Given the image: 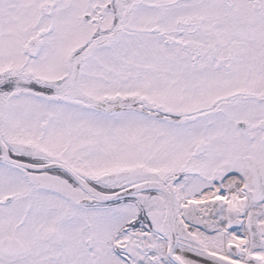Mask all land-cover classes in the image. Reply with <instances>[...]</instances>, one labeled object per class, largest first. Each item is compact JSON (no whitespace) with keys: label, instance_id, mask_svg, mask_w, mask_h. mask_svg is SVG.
<instances>
[{"label":"snow or ice","instance_id":"obj_1","mask_svg":"<svg viewBox=\"0 0 264 264\" xmlns=\"http://www.w3.org/2000/svg\"><path fill=\"white\" fill-rule=\"evenodd\" d=\"M0 264H264V0H0Z\"/></svg>","mask_w":264,"mask_h":264}]
</instances>
